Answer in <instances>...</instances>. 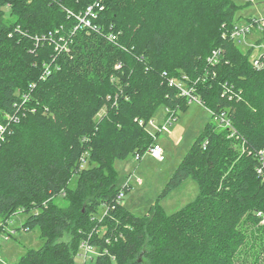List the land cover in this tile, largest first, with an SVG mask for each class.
Masks as SVG:
<instances>
[{"label":"trees","instance_id":"1","mask_svg":"<svg viewBox=\"0 0 264 264\" xmlns=\"http://www.w3.org/2000/svg\"><path fill=\"white\" fill-rule=\"evenodd\" d=\"M90 7L95 29L78 19ZM240 9L234 0H0V236L21 211L22 229L44 241L16 264H76L86 240L108 251L92 264H264L255 156L264 69L252 48L224 37ZM184 77L199 80L203 105L226 113L237 134L207 124L147 214L122 204L94 220L122 191L115 162L155 143L146 126L158 108L188 107L169 85ZM189 178L198 196L167 214L163 200Z\"/></svg>","mask_w":264,"mask_h":264},{"label":"rangeland","instance_id":"2","mask_svg":"<svg viewBox=\"0 0 264 264\" xmlns=\"http://www.w3.org/2000/svg\"><path fill=\"white\" fill-rule=\"evenodd\" d=\"M234 1L241 6L236 15L238 26L249 24L255 18H264V0ZM259 34L254 31L247 36L245 44L239 45L242 50L251 49L249 48L251 44H263L264 41L259 43L263 38L262 34ZM255 54H258L257 50ZM166 117L165 107H159L153 120H150L146 126L150 134H158L156 142L161 144L165 154L163 162L154 159L150 153H146L141 160H136V156H131L125 161L115 162V168L119 173V186L124 187L127 182L131 186L123 200V205L139 217L147 214L195 140L203 133L206 125L214 121L210 110L200 103L188 104L185 110H178L177 117L172 124L166 131L160 132L161 126H165ZM77 180L76 176L73 177L70 188L76 187ZM198 194L197 183L189 178L164 199L162 205L167 214H173L194 201ZM57 203L65 207L67 200L59 198ZM102 213H104L103 208L99 210V216ZM28 216L19 211L10 220L7 231L15 230L16 234L7 241L3 240L1 257L4 264H16L29 250H38L44 245L38 228L30 232L22 229V224ZM67 239L65 237V240ZM76 264H82L79 257L76 258Z\"/></svg>","mask_w":264,"mask_h":264},{"label":"built area","instance_id":"3","mask_svg":"<svg viewBox=\"0 0 264 264\" xmlns=\"http://www.w3.org/2000/svg\"><path fill=\"white\" fill-rule=\"evenodd\" d=\"M91 17H96V15L93 12V8L90 7L88 8L86 15L84 17L78 18L80 21V25L86 28L95 29L91 25V21H90ZM254 31H257L260 34L264 32V18L262 19L255 18L254 20H251L249 24H246L244 26H238V24H235V27L230 32L224 34V37L230 39L231 41L241 46L245 44L247 36L252 34ZM109 38L113 42L116 41V36L113 34ZM249 48H252L254 50V53L251 56L253 67L256 70H263L264 69V43L263 44L262 43L251 44ZM256 50L258 51V54H255ZM220 55H221V50L214 51L212 56H210L207 59V63L210 66L217 65L220 62ZM184 80L187 81L188 83L180 82L175 79H170L169 85L170 87H176L179 90L180 95L187 100L188 104L200 103L201 105H203L200 97L197 95V84L199 80L197 82H193L188 77H184ZM165 111L167 114V117L165 118V121H164L165 126L164 125L161 126L160 132L166 131L168 126L171 125L172 122L177 117L175 115V112L169 109H166V108H165ZM211 114L214 119V122L216 123L219 129L230 130L232 132L231 137H234L237 134V131L233 127L226 113H220V114L215 115L214 113L211 112ZM2 132H3V128L0 126V140L2 139ZM156 138H157V135H155V143L149 148L147 153H150L152 157L156 159L157 161L163 162L165 160L164 150L161 144L156 142ZM243 144H244V141H243ZM255 156L259 161V165L256 170L257 174L261 177L262 181L264 182V149L257 151ZM136 160H141V158L139 156H136ZM82 161L85 162L84 159ZM82 168H84L83 165H82ZM130 187H131L130 183L127 182L126 186L122 187V191L117 195L115 199V203L104 207L103 208L104 213H102V215L100 216L98 213L94 217V220L103 222L110 212L114 211L118 205H122L123 200L126 196V192L124 190ZM96 233H97L96 234L97 236H102L103 231L102 229H99ZM15 234H16V231L13 230V231H6L0 236V264H4L2 261V257H1L3 240L7 241L11 239ZM106 243L111 244V240L109 239L106 240ZM107 253H108L107 250L103 251L99 247L91 244L89 240H86L81 244L78 257L81 259L82 264H89V263L92 264L93 260L96 257L105 255Z\"/></svg>","mask_w":264,"mask_h":264}]
</instances>
